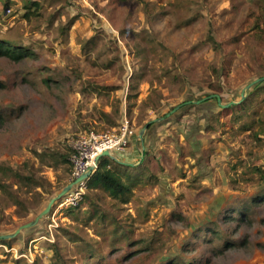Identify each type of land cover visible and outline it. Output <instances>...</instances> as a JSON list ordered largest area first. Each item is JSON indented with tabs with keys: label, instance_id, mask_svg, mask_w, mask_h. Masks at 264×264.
Returning <instances> with one entry per match:
<instances>
[{
	"label": "rangeland",
	"instance_id": "rangeland-1",
	"mask_svg": "<svg viewBox=\"0 0 264 264\" xmlns=\"http://www.w3.org/2000/svg\"><path fill=\"white\" fill-rule=\"evenodd\" d=\"M32 1L27 17L29 0H0V38L34 52L0 56V234L71 182V144L91 129L127 119L142 180L127 203L99 189L56 200L0 239V264L59 263L54 243L66 264H264V81L233 113L216 98L170 113L240 101L264 76V0Z\"/></svg>",
	"mask_w": 264,
	"mask_h": 264
},
{
	"label": "trees",
	"instance_id": "trees-1",
	"mask_svg": "<svg viewBox=\"0 0 264 264\" xmlns=\"http://www.w3.org/2000/svg\"><path fill=\"white\" fill-rule=\"evenodd\" d=\"M29 8V11L25 14V16L30 17L32 14H35V10H39V3L37 1L29 0V3L25 5ZM34 11H33V10ZM260 19L259 21L261 23H264V1L260 5ZM210 39L214 40V37L210 35ZM34 52L30 51L28 48L23 47L21 45H17L14 40L7 39V38H0V56H7L10 59H13L15 61H20L24 59L27 55H33ZM52 78L48 77L46 81H50ZM244 106L243 101L239 104H234L226 108H222L219 112L220 116L227 115L229 113H233L234 109ZM3 113L0 112V120L3 121ZM236 119H239V117H236ZM151 124L148 126L150 127ZM66 160V158H65ZM133 167V165L124 164L115 160H112L110 158H102L99 166L96 170V172L91 175L87 182V189H99L101 191L107 192L112 198L119 200L121 203H127L130 201V197L132 194L133 187L141 182L142 177L141 175L136 176L132 172H130V169ZM2 168V167H1ZM12 174L21 180L27 181V183L30 186H42V181L40 178L36 177L32 173H23L19 170H15L11 167L7 168ZM3 170V169H2ZM71 181V179H69ZM4 186V184H1ZM87 198V194L85 193L83 195V199ZM264 200V194H256L254 197H252L253 201H259ZM246 210V205L244 206ZM75 207H69L68 211H72ZM244 211V210H243ZM243 211L240 213L243 214ZM96 212V211H95ZM2 242H6L5 240H2ZM55 251L57 253V260H59V263L55 264H66L64 261V257L58 253L57 251L61 248L58 247L56 243L53 244ZM227 245H233V243H228Z\"/></svg>",
	"mask_w": 264,
	"mask_h": 264
},
{
	"label": "built area",
	"instance_id": "built-area-1",
	"mask_svg": "<svg viewBox=\"0 0 264 264\" xmlns=\"http://www.w3.org/2000/svg\"><path fill=\"white\" fill-rule=\"evenodd\" d=\"M133 132L126 119L117 131L104 132L91 129L78 135L71 144L69 157L72 164L71 181L89 170L93 175L100 163L97 162V157L105 150L120 159V155L133 143ZM88 180L83 179L74 184L64 196L60 206L78 204L86 193Z\"/></svg>",
	"mask_w": 264,
	"mask_h": 264
},
{
	"label": "water",
	"instance_id": "water-1",
	"mask_svg": "<svg viewBox=\"0 0 264 264\" xmlns=\"http://www.w3.org/2000/svg\"><path fill=\"white\" fill-rule=\"evenodd\" d=\"M262 81H264V76L258 77L256 79L250 81L248 84H246L245 87H243L241 90V100L240 101H230L229 103H223L221 96L218 93H212V94L207 95L201 99L188 100L185 103L179 104V105L175 106V108H173L170 113H174L175 111L179 110L185 104L200 103V102H202L204 100H208L210 98H216L218 105L220 107H223V108L229 107L235 103H241L242 101H244L246 99L247 94H248L249 90L251 89V87L254 86L255 84L259 83V82H262ZM170 113H167L166 117L170 116ZM163 119H164V117H158V118H154V119H152L146 123V125L143 127V129L140 131V134H139V138L141 139L142 142L144 140L143 135H144L146 129L148 128V126L152 123L159 122ZM107 157L112 159V160H115V161H118V162H121L124 164H128L127 162L122 161V160L116 158L115 156H113L108 150H105L101 154L98 155L97 162L101 161L102 158H107ZM90 176H91V173L89 170V171L85 172L84 174H82L81 176H79L78 178H76L75 180L69 182L67 185H65L63 187V189L58 193L57 196L50 199L48 205L43 210H41L33 220L22 224L19 228H17L12 233L0 234V239H8V238L15 237V236L19 235L23 229L28 230V229L32 228L33 226H35L45 215H47L49 213L53 202H55L56 200H60L62 197H64V195L66 193H68L71 190V188L74 186V184H76L78 181L83 180V179L88 180L90 178Z\"/></svg>",
	"mask_w": 264,
	"mask_h": 264
},
{
	"label": "crops",
	"instance_id": "crops-1",
	"mask_svg": "<svg viewBox=\"0 0 264 264\" xmlns=\"http://www.w3.org/2000/svg\"><path fill=\"white\" fill-rule=\"evenodd\" d=\"M256 85V84H255ZM250 93V92H249ZM250 99V97L248 98ZM247 99V100H248ZM218 105V104H217ZM218 107H220L218 105ZM240 119V118H239ZM235 120V119H234ZM262 122V121H261ZM259 136H261L259 134ZM133 145H130L123 153L122 155H120V159L122 161H125L127 162L129 165H133V161L135 160V157H136V153H135V150L133 149L134 148V143H132Z\"/></svg>",
	"mask_w": 264,
	"mask_h": 264
}]
</instances>
